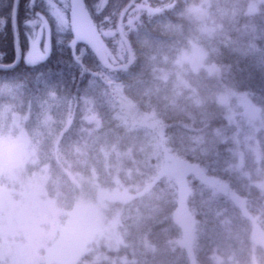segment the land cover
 <instances>
[{
	"label": "trees",
	"instance_id": "16d2710c",
	"mask_svg": "<svg viewBox=\"0 0 264 264\" xmlns=\"http://www.w3.org/2000/svg\"><path fill=\"white\" fill-rule=\"evenodd\" d=\"M51 1L62 8L69 0H19L16 61L15 0H0V128L26 118L27 129L45 132L46 150L59 136L76 168L89 176L95 168L106 187L119 169L128 188L116 203L122 242L96 237L79 264H191L175 218L178 180L158 177L167 156L201 165L235 194L186 175L199 264H264L261 246L253 256L251 221L264 231V2L250 13L251 0H82L108 47L106 63L87 41L73 42L71 26L56 27ZM46 22L51 53L29 62ZM192 43L206 53L198 69L180 59ZM240 93L262 111L257 129L238 114ZM153 122L159 132L141 126Z\"/></svg>",
	"mask_w": 264,
	"mask_h": 264
},
{
	"label": "clouds",
	"instance_id": "9594fccd",
	"mask_svg": "<svg viewBox=\"0 0 264 264\" xmlns=\"http://www.w3.org/2000/svg\"><path fill=\"white\" fill-rule=\"evenodd\" d=\"M141 126L160 131L159 122ZM0 137L16 148L13 162L0 167V264H79L91 251L87 245L104 234L103 209L128 192L119 169L115 187L102 185L95 168L90 176L76 168L79 161L61 148L59 136L46 150L45 132L27 129L19 118L0 128Z\"/></svg>",
	"mask_w": 264,
	"mask_h": 264
},
{
	"label": "rangeland",
	"instance_id": "374dc122",
	"mask_svg": "<svg viewBox=\"0 0 264 264\" xmlns=\"http://www.w3.org/2000/svg\"><path fill=\"white\" fill-rule=\"evenodd\" d=\"M264 0H251L248 6V12H257L260 8L261 3ZM69 5V6H68ZM199 14L203 15L205 13L204 9L200 8L198 10ZM49 15L55 20L56 27L58 29H64L66 26H71L75 33V38L73 42H76L79 39H83L87 41L100 55V57L106 62L109 63V50L97 31L95 24L93 23L92 19L88 11L85 9L82 0H69L68 3L64 5V7H59L54 1L50 2L49 8ZM47 15H43V19L46 18ZM188 55L193 56V60L189 62L186 58ZM206 53L203 48L197 44L192 43L190 48H187L182 51L180 56L181 60H184L188 64L191 65L192 68L198 69L201 65H204ZM27 60L29 62H33L35 60L33 50L31 49L28 53ZM222 99L226 102V104L231 106V100L229 99L228 95L223 94ZM236 104L242 107L241 111H238V114L244 117L245 123L251 127L257 129L263 122L262 118V111L260 107H258L253 100L246 94L240 93L239 97L236 99ZM234 112V109H233ZM236 114V112H235ZM20 117H16L10 119L9 123L4 122L2 127L7 130L10 127L14 120ZM1 119V118H0ZM4 120V119H2ZM26 120V118H25ZM23 121V123L25 122ZM249 139L247 138V143ZM16 148L15 145L11 141H7L0 137V167H4L5 165L11 164L13 162V157L15 154ZM172 173L176 176L179 184V206L175 213V218L179 222L183 230V238L182 243L184 244L191 264H199L194 248H193V241H194V219L192 216L189 215L188 207H187V198L189 194V181L186 178V175L193 176L203 182H206L218 190L231 195L235 196L233 190L230 186L222 180L217 179L216 177L206 173L201 165L184 161L182 159L173 158L167 156L166 162L163 165V168L158 175V177ZM152 185V184H151ZM149 185L147 189L151 186ZM145 189V190H147ZM141 193V192H140ZM131 193L127 194L128 198L136 196L140 194ZM237 203L240 205L243 212L249 215V212L246 207V200L244 197H235ZM119 200L115 202H109L108 207L103 209L104 215L106 219L104 220V234L98 235L97 237H105L108 243L111 246H118L121 244L122 239L118 232L117 222L119 220L121 206L117 205ZM250 216V215H249ZM252 221V241H253V256L256 258V248L261 246L264 249V231L261 228L260 224L251 217ZM60 239V233H57V240ZM87 237H84L81 241L82 244H86ZM42 240L37 241V243H42ZM51 247V242L49 244ZM256 264L257 261L255 260Z\"/></svg>",
	"mask_w": 264,
	"mask_h": 264
},
{
	"label": "water",
	"instance_id": "95a60500",
	"mask_svg": "<svg viewBox=\"0 0 264 264\" xmlns=\"http://www.w3.org/2000/svg\"><path fill=\"white\" fill-rule=\"evenodd\" d=\"M18 2L19 0H15V6H14V13H13V25L16 35V47H17V59L18 61L20 57V51H19V34H18V26H17V9H18ZM44 31L46 33V41H47V52L43 53L40 49V41L42 40V37L44 35ZM50 37H51V26L49 22L45 23L44 25L39 26L38 32L34 41V57L37 60H44L46 59L50 53H51V45H50ZM2 66V64L0 65ZM6 67V66H5Z\"/></svg>",
	"mask_w": 264,
	"mask_h": 264
}]
</instances>
